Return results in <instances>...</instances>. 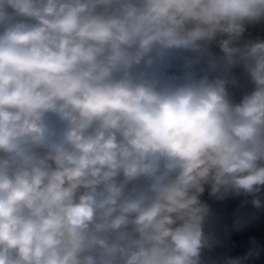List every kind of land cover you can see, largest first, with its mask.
<instances>
[{
  "label": "clouds",
  "instance_id": "obj_1",
  "mask_svg": "<svg viewBox=\"0 0 264 264\" xmlns=\"http://www.w3.org/2000/svg\"><path fill=\"white\" fill-rule=\"evenodd\" d=\"M260 22L264 0H0V264H201L206 186L264 208Z\"/></svg>",
  "mask_w": 264,
  "mask_h": 264
},
{
  "label": "crops",
  "instance_id": "obj_2",
  "mask_svg": "<svg viewBox=\"0 0 264 264\" xmlns=\"http://www.w3.org/2000/svg\"><path fill=\"white\" fill-rule=\"evenodd\" d=\"M245 39H264V22L249 25L244 35ZM212 51L219 49L212 46ZM176 69H172L175 71ZM240 80L239 88H231L236 99H239L248 85L242 73L237 68L233 70ZM264 200V193H261ZM201 199L209 205L210 214L204 226L206 235L210 237L211 247L202 250L201 264H224L227 258L242 256L253 247L252 238L264 247V208L253 207L251 196L229 195L224 200H216L209 196L206 190ZM248 264H264V251Z\"/></svg>",
  "mask_w": 264,
  "mask_h": 264
}]
</instances>
